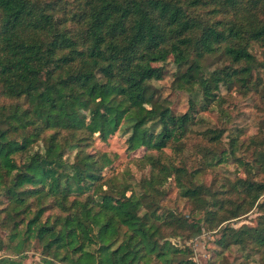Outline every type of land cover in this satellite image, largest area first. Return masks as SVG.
Wrapping results in <instances>:
<instances>
[{
    "label": "trees",
    "instance_id": "trees-1",
    "mask_svg": "<svg viewBox=\"0 0 264 264\" xmlns=\"http://www.w3.org/2000/svg\"><path fill=\"white\" fill-rule=\"evenodd\" d=\"M255 42L264 47V0H0V251L16 256L0 264H24L34 244L52 256L41 264H196L172 238L255 205V226H224L216 241L264 264V127L227 142L225 128L197 129L224 105L223 87L264 91ZM217 54L230 63L208 70ZM170 57L174 87L189 93L181 114L152 84ZM120 131L130 153L145 150L138 181L107 176L113 157L88 150ZM231 162L249 175L208 185ZM171 183L188 213L163 204Z\"/></svg>",
    "mask_w": 264,
    "mask_h": 264
},
{
    "label": "rangeland",
    "instance_id": "rangeland-1",
    "mask_svg": "<svg viewBox=\"0 0 264 264\" xmlns=\"http://www.w3.org/2000/svg\"><path fill=\"white\" fill-rule=\"evenodd\" d=\"M251 51L258 57L259 60L264 59V47L260 42H255L252 45ZM229 60L222 54L212 55L205 61V66L208 70H213L218 67L229 64ZM163 67L164 77L161 80L152 82L159 99L169 105L173 112L177 114L184 113L189 109V93L184 90H178L174 87V78L178 72V66L174 62V58L170 57L166 62L157 63ZM223 98L222 108H216L214 111L209 110L202 113L204 121L199 126L198 130L207 128H225V141L227 142L228 134L236 130H243L245 136H250L258 133L260 127H264V91L253 90L244 91L238 85L232 90L227 91L222 88L220 93ZM225 112V113H224ZM127 136L121 131L115 133L107 141L99 138L91 140L88 150L102 151L109 153L113 159V170H107L104 174L107 176L112 173L130 172L128 176L132 179L131 182L138 181L143 175H147L149 167L143 168L136 160L145 154V150L141 149L137 152L130 153L127 150ZM37 149V147H36ZM186 153H190L187 151ZM167 157H173L174 153L171 148L165 150ZM249 174L245 172L236 163L231 162L226 165H219L210 173L206 174L205 181L208 185H215L214 189L220 188V184L229 185V181L234 180L237 176L247 177ZM167 189V195L163 201L165 206L188 213L191 204L180 196L178 188L173 184H167L164 187ZM261 214L257 205L251 208L247 213L238 218L224 221L217 229L203 228L202 232L186 241H181L180 238H172V242L179 247L189 246L192 250V258L196 264H263L260 255L256 250L244 249L237 245H232L229 249L223 250L217 243L220 236L218 231L220 228L231 225L239 228L243 225L255 226L257 218ZM1 233V229H0ZM3 233V232H2ZM11 255L7 251H0L2 256ZM26 257L23 260L24 264H41L43 258H50L51 255H44L42 247L39 244H34L26 252ZM15 256V255H11ZM16 257V256H15ZM56 264H67L60 259H55Z\"/></svg>",
    "mask_w": 264,
    "mask_h": 264
},
{
    "label": "water",
    "instance_id": "water-1",
    "mask_svg": "<svg viewBox=\"0 0 264 264\" xmlns=\"http://www.w3.org/2000/svg\"><path fill=\"white\" fill-rule=\"evenodd\" d=\"M176 245H179V243H178V242H176Z\"/></svg>",
    "mask_w": 264,
    "mask_h": 264
}]
</instances>
